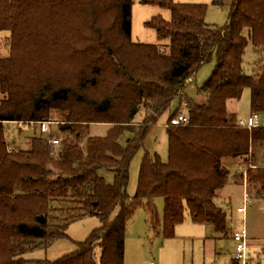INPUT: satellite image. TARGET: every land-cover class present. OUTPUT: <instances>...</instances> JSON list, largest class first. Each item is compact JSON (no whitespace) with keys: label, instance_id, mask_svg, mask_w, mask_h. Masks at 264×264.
<instances>
[{"label":"trees","instance_id":"trees-1","mask_svg":"<svg viewBox=\"0 0 264 264\" xmlns=\"http://www.w3.org/2000/svg\"><path fill=\"white\" fill-rule=\"evenodd\" d=\"M152 1L171 8V19L159 13L146 21L169 45L132 38L133 0H0V30L10 31L0 54V264H27L26 252L67 236L72 222L91 215L102 223L76 249L39 260L125 264L129 222L140 206L166 237L186 210L194 221L227 230L228 209L216 197L228 181L225 156L251 165L248 181L264 196V121L250 130L228 108L250 87L251 112L264 114V70L249 73L244 65L250 43L264 58V0H233L224 25L207 21L205 2ZM214 56L200 103L187 93L188 80ZM184 98L190 120L173 124ZM167 111L169 158L146 150L131 195L132 158ZM6 120H58L69 132L55 154L42 134L29 148L11 149ZM98 122L111 124L107 134H90ZM102 169L114 171L113 181Z\"/></svg>","mask_w":264,"mask_h":264},{"label":"rangeland","instance_id":"rangeland-1","mask_svg":"<svg viewBox=\"0 0 264 264\" xmlns=\"http://www.w3.org/2000/svg\"><path fill=\"white\" fill-rule=\"evenodd\" d=\"M176 1L207 3V21L224 25L229 20L233 0H220L219 2L217 0ZM159 13L166 19H171L172 17L170 7L162 6L153 1L133 0L132 38L136 41L162 44L156 28L146 24L147 20ZM9 34L10 31L8 29L0 30V54L2 46L3 48L5 47L4 43ZM263 63L264 58L254 50L253 44L250 43L245 54L244 65L246 72L253 73L258 71ZM215 64L216 57L214 56L212 60L202 64L194 78L188 80L187 93L200 103L207 101V94L205 91H201L200 87L213 71ZM4 96L5 94L0 89V100ZM190 107L191 104L188 103L187 98H184L181 102V111L188 112ZM228 108L231 111H237L239 117L250 114V87H245L240 97H231L228 100ZM57 115H55L56 118L58 117ZM169 116L170 112L167 111L160 116L158 122L149 125L144 145L132 158L128 184V192L131 195H134L137 191L141 164L146 150L151 155L158 153L163 160H168L169 158V134L166 125ZM57 122L58 120H54L53 124H51V129L54 133L60 134L62 139V135L67 134L69 131L62 130ZM110 127L111 124L109 123H92L90 125V134L105 135ZM3 130L11 149L17 147L29 148L32 137L36 134H43L41 123L23 122L20 120L4 121ZM55 151H57V148ZM263 151L264 147L260 148L258 152L261 154L260 158L264 159ZM223 164L228 169V181L225 187L218 189L216 197L220 204L227 207L228 219L238 222L232 226L228 224L227 230H230L231 227L241 230L245 224L248 240L250 241L249 256L255 264H264V196L252 192L255 188L251 181H248L246 171L251 165H245L241 156H225ZM101 172L109 181H113L114 171L112 169H102ZM245 190H250L254 197L248 194L249 201L246 204V212L244 213L239 210V206L244 204ZM155 201L162 219L165 198L159 195ZM117 209L113 212L112 217ZM149 217L150 213L145 207L140 206L130 220L126 236L125 264H234L233 253L236 249V240L228 235L226 229L218 231L211 223L200 224L194 222L190 211L186 210V218L176 226L174 236L166 237L150 224L148 221ZM101 223L102 219L98 215L75 220L70 224L67 236L57 238L48 246L38 247L26 252L24 255L29 258L27 264H44L39 259H55L73 251L78 246L77 240H83L88 237L92 229ZM252 241L257 245H252Z\"/></svg>","mask_w":264,"mask_h":264},{"label":"built area","instance_id":"built-area-1","mask_svg":"<svg viewBox=\"0 0 264 264\" xmlns=\"http://www.w3.org/2000/svg\"><path fill=\"white\" fill-rule=\"evenodd\" d=\"M190 120L189 111H181L177 116L172 118L173 124H182L187 123ZM264 121V114L260 112H251L250 114L237 118V123L240 126L247 127L252 130L254 127L259 126ZM54 120H44L41 122V127L43 130V136L47 137L49 140V144L51 147V152L56 153L55 149L58 144L61 142V136L54 133L51 129V124H53ZM247 171V169H246ZM249 201V195L246 192L244 195V204L243 206H239V210L246 212V204ZM245 223V218H244ZM229 236L233 237L236 240V249L233 253V258L236 260L238 264H255L253 260L249 256V246H248V235L245 224L241 228V230L231 228L227 230Z\"/></svg>","mask_w":264,"mask_h":264},{"label":"crops","instance_id":"crops-1","mask_svg":"<svg viewBox=\"0 0 264 264\" xmlns=\"http://www.w3.org/2000/svg\"><path fill=\"white\" fill-rule=\"evenodd\" d=\"M148 2H152V0H147ZM162 41V44H165V45H169V43H170V39L169 38H166V39H163V40H161ZM202 100H204V99H202ZM236 113H237V116L239 117V113L236 111ZM251 113V112H250ZM259 163H261V164H264V159L263 158H260L259 159ZM247 170H248V168H247ZM245 179V178H244ZM227 184V183H226ZM226 186V185H225ZM225 186H223V187H225ZM222 187V188H223ZM218 191V190H217ZM249 191L250 190H245L244 191V195H245V193L247 192L251 197H254L253 195H252V193H251V191H250V193H249ZM252 192H254L255 193V191L254 190H252ZM229 204V203H228ZM194 222H197V223H200V224H209V222H204V221H201V222H199V221H194ZM238 222L237 221H233V219L230 221L229 220V224L232 226V225H236ZM231 228H233V227H231ZM231 237V236H230ZM231 238H233V237H231ZM234 239V238H233ZM235 240V239H234ZM250 245V241L248 240V246ZM252 245H257L254 241H252ZM234 259V258H233ZM236 262V260L234 259V264H238L237 262Z\"/></svg>","mask_w":264,"mask_h":264},{"label":"water","instance_id":"water-1","mask_svg":"<svg viewBox=\"0 0 264 264\" xmlns=\"http://www.w3.org/2000/svg\"><path fill=\"white\" fill-rule=\"evenodd\" d=\"M260 70H264V63L261 65ZM236 263V262H235Z\"/></svg>","mask_w":264,"mask_h":264}]
</instances>
